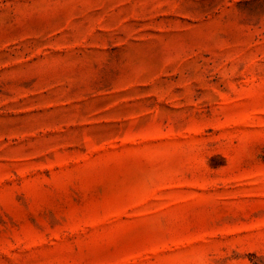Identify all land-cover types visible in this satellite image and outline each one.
I'll list each match as a JSON object with an SVG mask.
<instances>
[{"label":"rangeland","instance_id":"rangeland-1","mask_svg":"<svg viewBox=\"0 0 264 264\" xmlns=\"http://www.w3.org/2000/svg\"><path fill=\"white\" fill-rule=\"evenodd\" d=\"M0 264H264V0H0Z\"/></svg>","mask_w":264,"mask_h":264}]
</instances>
